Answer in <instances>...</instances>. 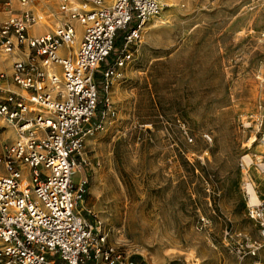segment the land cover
<instances>
[{
	"label": "rangeland",
	"instance_id": "374dc122",
	"mask_svg": "<svg viewBox=\"0 0 264 264\" xmlns=\"http://www.w3.org/2000/svg\"><path fill=\"white\" fill-rule=\"evenodd\" d=\"M158 2L85 138L89 218L145 264H264L245 189L254 183L264 202V0ZM61 4L0 1V22L30 8L53 34L67 19Z\"/></svg>",
	"mask_w": 264,
	"mask_h": 264
},
{
	"label": "built area",
	"instance_id": "2783aa9c",
	"mask_svg": "<svg viewBox=\"0 0 264 264\" xmlns=\"http://www.w3.org/2000/svg\"><path fill=\"white\" fill-rule=\"evenodd\" d=\"M0 1L11 6L12 0ZM60 9L67 19L53 34L31 33L39 14L30 8L0 22V59L17 56L10 72H0V132L16 133L0 153V264H136L86 215L84 179L77 183L75 175L85 161L86 135L110 107L112 78L162 6L158 0H62ZM134 18L138 25L107 62L117 32ZM104 63L100 89L96 73ZM248 213L264 241V202L250 203ZM247 247L256 256L261 245Z\"/></svg>",
	"mask_w": 264,
	"mask_h": 264
},
{
	"label": "trees",
	"instance_id": "16d2710c",
	"mask_svg": "<svg viewBox=\"0 0 264 264\" xmlns=\"http://www.w3.org/2000/svg\"><path fill=\"white\" fill-rule=\"evenodd\" d=\"M138 25V20L136 18H134L133 20H131L128 25L126 26V28L124 30H120L117 32L116 34V38H115V42H114V48L113 51L111 52V54L109 55L107 61L109 60V62H113V60L116 58V56L118 55V53L120 52V50L122 49L123 45H124V40L125 37L130 33V31L135 28ZM105 65L106 63H104L101 68L97 71L96 73V81L99 84V87L101 89L102 84L104 82V77H103V70L105 69ZM104 98H105V92L102 91L101 93V99H102V103L99 105V117L101 118V115L103 113L104 110ZM90 181H91V176L90 174L85 173V177H84V189L87 190L89 185H90ZM86 215H88L87 211H85ZM131 261L134 263H140V264H145L143 258L141 256H133L131 258Z\"/></svg>",
	"mask_w": 264,
	"mask_h": 264
},
{
	"label": "bare ground",
	"instance_id": "6f19581e",
	"mask_svg": "<svg viewBox=\"0 0 264 264\" xmlns=\"http://www.w3.org/2000/svg\"><path fill=\"white\" fill-rule=\"evenodd\" d=\"M25 4H22V5L24 6ZM63 24H64V22H62V20H60L57 27L62 26ZM146 24H147V22L144 23V25L142 26V29L146 26ZM38 27L40 28V32L39 33L40 34H45L46 24L44 23V21H38L37 23H35L32 26V28H31V33L32 34H37V33H35V30H37ZM90 136H92V133H88L86 135V138H89ZM246 164L248 166H250L251 164H253V160H251V162H249V163L246 162ZM244 178L247 179L248 178L247 175H245ZM260 178L264 181V176H261ZM248 179H250V178H248ZM245 183L247 184V187H248V188L246 187L245 189L247 190V192H248V194L250 196L249 202L250 203H259L260 197L258 196L257 192L255 191V188H254L255 185H253L254 183H252L251 181H248V180H246ZM98 187H99V177L97 175H95L93 183L90 186V191H92L93 193H96ZM250 192L252 193V195L250 194ZM251 196H252V199H253L252 201L253 202H251Z\"/></svg>",
	"mask_w": 264,
	"mask_h": 264
},
{
	"label": "crops",
	"instance_id": "0c3cea01",
	"mask_svg": "<svg viewBox=\"0 0 264 264\" xmlns=\"http://www.w3.org/2000/svg\"><path fill=\"white\" fill-rule=\"evenodd\" d=\"M35 35H42V34L39 33V34H35ZM15 57H17V56L12 55L11 57H7V59H8L7 61L4 59H0V72L1 71L10 72L11 71V59H15ZM15 137H16V133H15L14 129H12V128L0 133V144H1L0 151H2L4 144L12 142L15 139ZM87 140H89V139L87 138ZM82 168L83 167H81L80 171H79V173L81 174L80 180L84 179V176H83L84 173L82 171Z\"/></svg>",
	"mask_w": 264,
	"mask_h": 264
}]
</instances>
